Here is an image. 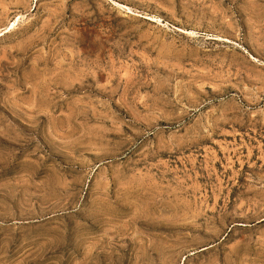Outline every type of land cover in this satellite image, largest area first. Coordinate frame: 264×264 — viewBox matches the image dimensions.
Segmentation results:
<instances>
[{"label":"rangeland","instance_id":"374dc122","mask_svg":"<svg viewBox=\"0 0 264 264\" xmlns=\"http://www.w3.org/2000/svg\"><path fill=\"white\" fill-rule=\"evenodd\" d=\"M0 264H264V0H0Z\"/></svg>","mask_w":264,"mask_h":264},{"label":"bare ground","instance_id":"6f19581e","mask_svg":"<svg viewBox=\"0 0 264 264\" xmlns=\"http://www.w3.org/2000/svg\"><path fill=\"white\" fill-rule=\"evenodd\" d=\"M126 7V6H125ZM125 9V8H124ZM128 10V9H127ZM14 24V23H13ZM16 24V23H15ZM15 27V26H14ZM3 30H5V29H3ZM8 30V29H7ZM11 30V29H10ZM2 34V33H1Z\"/></svg>","mask_w":264,"mask_h":264}]
</instances>
